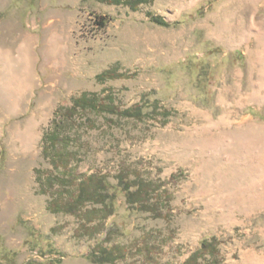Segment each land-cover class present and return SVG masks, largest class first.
Masks as SVG:
<instances>
[{
    "label": "rangeland",
    "instance_id": "rangeland-1",
    "mask_svg": "<svg viewBox=\"0 0 264 264\" xmlns=\"http://www.w3.org/2000/svg\"><path fill=\"white\" fill-rule=\"evenodd\" d=\"M261 54L264 0H150L137 10L100 0H0V264L42 259L39 251L51 246L62 264H109L89 258L98 239L75 236L76 216L47 210L35 172L50 167L41 143L55 110L83 91L106 90L122 108L158 101L161 114H92L97 127H81L79 171L117 183L120 168L132 166L171 196L167 217L132 210L118 196L105 244L125 245L129 254L115 264H182L212 236L221 264H264ZM116 64L133 76L97 80ZM239 126L263 147L255 172L252 163L228 159V150L211 152ZM221 176L254 184L235 203L230 190H219ZM8 250L17 251L14 262Z\"/></svg>",
    "mask_w": 264,
    "mask_h": 264
},
{
    "label": "trees",
    "instance_id": "trees-1",
    "mask_svg": "<svg viewBox=\"0 0 264 264\" xmlns=\"http://www.w3.org/2000/svg\"><path fill=\"white\" fill-rule=\"evenodd\" d=\"M100 1L125 4L137 10L142 2L150 0ZM149 15L151 20L158 24H171L160 15L152 13ZM107 22L106 17H99L98 24L101 27H105ZM133 74L127 70L121 71L119 64H116L98 73L96 78L100 82H105L120 77H132ZM147 106L153 108L150 111L145 110ZM158 109V101L155 100L122 108L111 90L102 93L83 91L72 98L70 105H61L55 110L50 126L43 134L41 153L50 167L35 169L39 192L49 195L48 211L74 215L79 219V225L74 233L76 237L98 239L89 255L93 262L115 264L128 257L129 249L125 245L110 240L107 245L105 244V239L109 236L106 220L115 213L120 194L125 196L132 210L150 212L156 217H167L169 213L163 205L170 204L171 196L170 193L164 194L167 190L163 189V182L145 177L139 168L132 166L120 168L116 175L117 183H112L108 174L103 172L81 173L79 164L83 160L82 150L83 152L86 150L81 127L85 126V129L97 127V121L92 114L142 120L154 114H161ZM162 114L165 115L163 112ZM59 229L60 227L54 226L52 231L57 232ZM148 246L146 245V248ZM39 253L42 259H31L23 264L63 263L62 252L54 246L47 252ZM16 255L15 250H8L6 253V257L13 262ZM222 259L218 240L212 236L202 239L199 247L182 264H221Z\"/></svg>",
    "mask_w": 264,
    "mask_h": 264
},
{
    "label": "bare ground",
    "instance_id": "bare-ground-1",
    "mask_svg": "<svg viewBox=\"0 0 264 264\" xmlns=\"http://www.w3.org/2000/svg\"><path fill=\"white\" fill-rule=\"evenodd\" d=\"M250 30L251 29H249V31ZM262 56H264V54L260 55V59H261ZM262 82L264 84V74H263ZM225 136H226V138L221 140V142L219 144L220 148L214 149V151L211 150V152H215V150H221V151L225 152L226 150H228L227 151L228 152V159L233 160V161H238L240 163L242 162L243 165H245V163H246V165L252 163V165H251L252 166V171L255 172V170L258 169V166L253 164V160H254V156L255 155H259L260 156L261 152H263V150H262L263 147H262L261 143H253L251 141V139L248 138V135L245 134L243 127L240 128V126L237 127V129L235 131H233V132L227 131ZM202 147H205V146H202ZM208 150H209V148H208ZM204 151L205 150L203 149L200 152H204ZM221 151L219 153H221ZM245 175H247V174H245ZM245 178L246 177H242V179H241L238 176L237 180L233 179L230 182L228 180V178L221 176V177H219L218 188H219L220 191H227L228 192L230 190L231 193L235 197L234 198L233 195L231 197L232 199L234 198L235 203L238 202V201H242L241 200V196H242L241 193L243 191L245 192V191L249 190L250 188L252 189V186L254 184L253 183L254 179H253L252 182H249ZM229 182L231 184H229ZM226 183H227V185H226ZM230 185H231V187H230ZM233 189H234V191L232 192ZM227 201H228V199H227Z\"/></svg>",
    "mask_w": 264,
    "mask_h": 264
}]
</instances>
